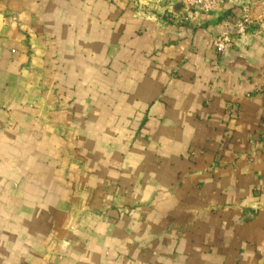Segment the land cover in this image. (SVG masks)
I'll return each mask as SVG.
<instances>
[{
	"label": "crops",
	"instance_id": "crops-1",
	"mask_svg": "<svg viewBox=\"0 0 264 264\" xmlns=\"http://www.w3.org/2000/svg\"><path fill=\"white\" fill-rule=\"evenodd\" d=\"M0 264H264V0H0Z\"/></svg>",
	"mask_w": 264,
	"mask_h": 264
},
{
	"label": "built area",
	"instance_id": "built-area-1",
	"mask_svg": "<svg viewBox=\"0 0 264 264\" xmlns=\"http://www.w3.org/2000/svg\"><path fill=\"white\" fill-rule=\"evenodd\" d=\"M220 0H187L188 7L194 15L210 14L218 7ZM255 31V24L247 11L235 20V32H224L214 39V47L219 53H224L229 48L235 37H246Z\"/></svg>",
	"mask_w": 264,
	"mask_h": 264
}]
</instances>
